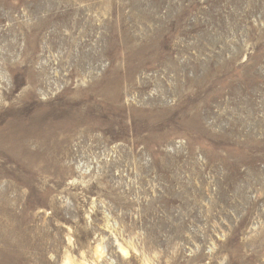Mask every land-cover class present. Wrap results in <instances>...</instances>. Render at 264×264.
<instances>
[{"label":"rangeland","instance_id":"374dc122","mask_svg":"<svg viewBox=\"0 0 264 264\" xmlns=\"http://www.w3.org/2000/svg\"><path fill=\"white\" fill-rule=\"evenodd\" d=\"M0 264H264V0H0Z\"/></svg>","mask_w":264,"mask_h":264},{"label":"bare ground","instance_id":"6f19581e","mask_svg":"<svg viewBox=\"0 0 264 264\" xmlns=\"http://www.w3.org/2000/svg\"><path fill=\"white\" fill-rule=\"evenodd\" d=\"M111 2V1H110ZM89 3V2H88ZM122 26V25H121ZM197 27V26H196ZM101 29V28H100ZM142 52V51H141ZM143 53V52H142ZM121 249V248H120ZM123 251L125 252V253H127L128 251H127V249L125 250V249H123Z\"/></svg>","mask_w":264,"mask_h":264}]
</instances>
